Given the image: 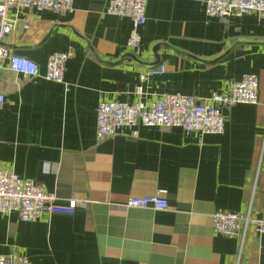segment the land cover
Returning <instances> with one entry per match:
<instances>
[{
	"label": "crops",
	"instance_id": "crops-1",
	"mask_svg": "<svg viewBox=\"0 0 264 264\" xmlns=\"http://www.w3.org/2000/svg\"><path fill=\"white\" fill-rule=\"evenodd\" d=\"M108 1L74 0L65 16L8 12L16 27L4 46L40 75L49 55L70 58L62 84L3 64L0 168L42 186L58 204L78 206L71 216L28 223L0 214V255L30 264H264V237L249 232L240 245L238 236L212 230L216 212L251 206L264 216V21L209 18L204 0H147L135 55L126 49L132 23L105 14ZM161 65L163 74L139 80ZM243 75L258 78V104L223 109L221 135L138 127L136 138L96 139L99 103L150 104L170 94L204 101ZM156 195L167 210L122 207Z\"/></svg>",
	"mask_w": 264,
	"mask_h": 264
},
{
	"label": "built area",
	"instance_id": "built-area-1",
	"mask_svg": "<svg viewBox=\"0 0 264 264\" xmlns=\"http://www.w3.org/2000/svg\"><path fill=\"white\" fill-rule=\"evenodd\" d=\"M74 0H0V75L3 64L14 73L28 78L41 77L47 82L62 84L65 66L70 58L69 53H54L46 61L45 72L39 74L37 65L22 56L14 54L4 46L16 27V20L9 17L8 12L16 13L27 9L51 11L65 16L73 12ZM147 0H109L105 14L120 18H128L132 29L126 41V49L135 55L140 51L138 29L146 23ZM204 11L207 17L225 20L227 17L255 15L264 21V0H204ZM29 22L23 21L22 29L27 30ZM165 72L163 65L148 69L139 77L144 82L149 76H157ZM259 83L255 75H243L238 80H229L224 93H213L208 99H198L181 94L163 95L156 101L146 104L140 100L133 103L102 102L99 103L96 115V139L124 136L137 137L138 127H160L163 129L179 128L185 136L192 133L200 135H221L224 131L225 119L222 110L238 104H258ZM136 94H142L141 87ZM5 97L0 92V110ZM44 170L49 171L45 166ZM78 202L70 199L64 204L55 202V198L32 180L21 178L11 169L0 168V214L14 213L22 222H33L44 215L74 214ZM124 208L151 209L165 211L167 201L159 195L129 198L122 205ZM214 233L236 237L243 244L249 232L264 237V216L257 217L251 206L242 213L216 212L212 215ZM0 264H30L27 257L11 254L0 255Z\"/></svg>",
	"mask_w": 264,
	"mask_h": 264
},
{
	"label": "water",
	"instance_id": "water-1",
	"mask_svg": "<svg viewBox=\"0 0 264 264\" xmlns=\"http://www.w3.org/2000/svg\"><path fill=\"white\" fill-rule=\"evenodd\" d=\"M159 47H160V45L155 46L154 49H153V52L156 53V51L159 49ZM129 56L135 59V57H134L133 55L129 54ZM158 63H159V61H158V57L156 56V60H155V62L152 63V64H150V65H151V66H155V65H157Z\"/></svg>",
	"mask_w": 264,
	"mask_h": 264
}]
</instances>
